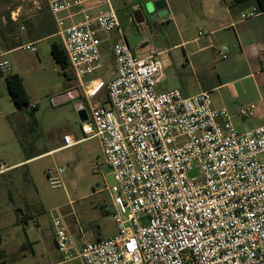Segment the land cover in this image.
Returning a JSON list of instances; mask_svg holds the SVG:
<instances>
[{
	"label": "built area",
	"instance_id": "2783aa9c",
	"mask_svg": "<svg viewBox=\"0 0 264 264\" xmlns=\"http://www.w3.org/2000/svg\"><path fill=\"white\" fill-rule=\"evenodd\" d=\"M96 1L46 0L89 110L84 139L66 135L62 149L100 141L115 181L103 210L118 234L79 244L63 220L54 219L61 257L81 264H264V125L239 132L227 109L212 107L208 91L159 93L162 63L155 54H136L111 1L102 0L105 10ZM98 31L120 37L108 82L91 78L103 68ZM23 49L37 51L32 44ZM219 55L228 59L230 47ZM0 73L13 74L12 64L0 60ZM103 90L109 105L93 104ZM238 114L250 119L254 109ZM12 169L0 162V175ZM196 169L200 177L190 178ZM63 174L64 168L47 173L53 189L64 188Z\"/></svg>",
	"mask_w": 264,
	"mask_h": 264
},
{
	"label": "rangeland",
	"instance_id": "374dc122",
	"mask_svg": "<svg viewBox=\"0 0 264 264\" xmlns=\"http://www.w3.org/2000/svg\"><path fill=\"white\" fill-rule=\"evenodd\" d=\"M110 1L131 49L143 57L155 54L162 63L165 68L162 83H170L183 93L194 92L196 80L182 58L183 49L171 48L179 42L180 34L184 38L197 34L201 27L199 20L185 24L171 22L167 17L156 18L147 11L152 0ZM170 1L178 15L188 8L199 10L198 0ZM231 2L227 0L229 8ZM95 4L107 9L102 0ZM139 10L146 18L144 28L134 18ZM98 36L102 42L103 68L91 78L108 82L114 76V46L120 37L117 31H98ZM55 41L61 44L60 38ZM55 41H42L38 45L39 57L23 63L15 64L11 58L1 60L15 64L14 71L20 70L31 106L17 109L8 90L7 75L0 73V162L7 167L23 162L0 175V264H81L79 260L64 261L58 252L53 229L57 218H62L70 232L77 235L76 240L98 242L118 234L114 219L103 210L112 201L109 188L115 181L98 139L26 161L63 146L66 135L76 140L84 138L78 104L84 105L87 114L89 110L80 98H74L78 93L61 104L55 103L59 92L77 85L75 78L68 77L72 73L70 66L64 71L54 59ZM164 50L167 51L162 53ZM92 103L108 106L106 90ZM59 168L65 169L64 188L53 189L47 173ZM189 176L198 178L200 172L196 169Z\"/></svg>",
	"mask_w": 264,
	"mask_h": 264
},
{
	"label": "crops",
	"instance_id": "0c3cea01",
	"mask_svg": "<svg viewBox=\"0 0 264 264\" xmlns=\"http://www.w3.org/2000/svg\"><path fill=\"white\" fill-rule=\"evenodd\" d=\"M165 1L169 10V14L165 17L171 22L186 24L193 20H199L201 23L197 34L188 38H184L180 34L179 42L171 48L183 49L182 58L186 61L187 68L193 72L196 80L194 92L182 93L191 97L202 91L210 92L212 107L227 109L239 132H248L263 126L264 11L257 12L254 17L242 19V14L251 11L255 6L235 5L232 0V8H229L227 0H198V5L200 4L198 12L193 8H188L178 15L175 13L171 1ZM79 19H81L80 15L74 18V20ZM144 26L145 24L141 25L142 28ZM0 28V60L11 58L15 64L31 60L36 56L39 57L38 45L42 41H55L60 38L56 18L51 13L46 0H0ZM200 32H203V36H200ZM29 44L34 45L37 51H25L23 47ZM223 46L230 47V55L226 60L221 59L219 55V50ZM166 51L164 50L162 53ZM14 70L15 68L13 74H19L23 78L20 70H16L17 72ZM162 82L163 80L157 86V91L160 93L171 90L181 91L170 83ZM76 90L78 96L73 97L80 98L88 106L78 84L59 92L58 98L65 94L74 95ZM82 105L79 103L78 109ZM244 107L254 109V114L250 119H242L239 116V110ZM63 146L44 154L31 156L26 161L53 155L55 152L63 150ZM22 163L11 167L16 168ZM75 222L78 225V221ZM66 227L70 232L69 226L66 225ZM71 235L76 239V234L71 233ZM85 241L87 240H77L79 244Z\"/></svg>",
	"mask_w": 264,
	"mask_h": 264
},
{
	"label": "trees",
	"instance_id": "16d2710c",
	"mask_svg": "<svg viewBox=\"0 0 264 264\" xmlns=\"http://www.w3.org/2000/svg\"><path fill=\"white\" fill-rule=\"evenodd\" d=\"M235 5H244L247 7L255 8L257 12L264 11V0H233ZM52 55L56 62L62 66L64 71L69 68V63L67 56L63 50L61 44L54 43L52 45ZM69 78H72L73 75L68 74ZM8 90L11 96V99L17 109L23 110L31 106L30 97L27 93V90L24 85L23 78L19 74H11L6 77Z\"/></svg>",
	"mask_w": 264,
	"mask_h": 264
},
{
	"label": "water",
	"instance_id": "95a60500",
	"mask_svg": "<svg viewBox=\"0 0 264 264\" xmlns=\"http://www.w3.org/2000/svg\"><path fill=\"white\" fill-rule=\"evenodd\" d=\"M147 11H148V13L154 14L156 16V18L165 17L169 14V10L167 9V3L165 0H158V1L149 2L147 5ZM140 12L142 13L141 17L138 16L137 13L134 14L135 21L139 26L143 25L145 23V20H146L144 13L142 11H140ZM75 92L78 93L77 90ZM70 96L73 97L72 94H70V95L65 94L64 96L57 98L55 100V103L61 104L64 101L68 100ZM80 118H81L82 123L87 121L88 115H87L86 110L80 111Z\"/></svg>",
	"mask_w": 264,
	"mask_h": 264
},
{
	"label": "flooded vegetation",
	"instance_id": "af4514ba",
	"mask_svg": "<svg viewBox=\"0 0 264 264\" xmlns=\"http://www.w3.org/2000/svg\"><path fill=\"white\" fill-rule=\"evenodd\" d=\"M140 11H142V10H139V11H137L136 13H137L138 16L141 17V14H142V13H141ZM142 12H143V11H142Z\"/></svg>",
	"mask_w": 264,
	"mask_h": 264
}]
</instances>
